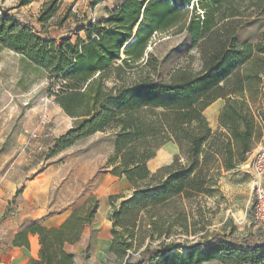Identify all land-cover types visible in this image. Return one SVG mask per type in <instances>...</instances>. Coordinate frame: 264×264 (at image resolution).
Masks as SVG:
<instances>
[{"label": "trees", "instance_id": "obj_1", "mask_svg": "<svg viewBox=\"0 0 264 264\" xmlns=\"http://www.w3.org/2000/svg\"><path fill=\"white\" fill-rule=\"evenodd\" d=\"M173 1L181 8L169 3ZM191 1L125 0L108 10L106 19L88 22L83 28L86 39L79 37L75 44L64 40L59 45L41 38L0 8V49L12 50L46 69L49 95L74 119L72 128L54 140L47 157L98 132L113 137L110 172L125 177L133 192L108 215L112 234L118 216L128 204L151 197L149 206H153L176 195H188L192 182L201 174L199 158L209 141L215 145L213 140H218L220 144L210 147L206 158L217 155L229 170L244 162L264 135V0L198 3L203 15L192 19L186 31L192 45H198L202 53V73L177 72L170 83L145 79L128 84L122 76L141 66L151 32L173 28L177 24L175 13L193 9V1L189 7ZM59 2L47 0L39 20L53 17ZM141 16L142 25L149 23V32L137 35L134 42L125 46ZM245 29H255L250 38H241ZM122 52L127 58L122 57ZM121 57L123 64L117 65ZM145 66H153L157 72V64H152L151 58ZM111 76L121 83L109 88L106 81ZM219 98L225 100L218 117L223 133L212 130L204 113ZM169 142L176 143L180 152L186 154L188 164L179 162L176 156L171 164L152 172L148 162ZM157 178L163 179L156 181ZM118 197L121 195L110 196L112 209ZM99 206V199L89 196L58 227L48 228L38 220H30L15 235L14 244L29 246V234H37L39 258L28 264H73L76 254L72 247L82 241ZM127 246L114 239L110 250L122 257ZM179 248L173 244L146 247L140 259L126 264H201L215 259L264 264V229L242 239L214 235L187 251Z\"/></svg>", "mask_w": 264, "mask_h": 264}, {"label": "rangeland", "instance_id": "obj_2", "mask_svg": "<svg viewBox=\"0 0 264 264\" xmlns=\"http://www.w3.org/2000/svg\"><path fill=\"white\" fill-rule=\"evenodd\" d=\"M46 1L0 0V8L2 13L32 28L41 38L58 45L64 40L75 44L79 37L86 39L83 28L88 22L106 19L108 10L125 0H100L98 4L94 0H60L57 13L40 21ZM192 1L193 9L175 13L177 24L173 28L151 32L152 49L145 54L144 61H140L138 70L134 68L131 73L122 74L126 83L145 79L170 83L177 72L196 75L204 71L200 48L192 45L186 31V25L192 19L203 15V10L197 7L201 0ZM169 3L178 7L174 1ZM142 18L133 30V36L149 32V23L142 25ZM254 31L245 29L240 36L250 38ZM122 57L117 65L127 58L126 55ZM148 58L152 64H157L156 73L153 66H145ZM106 83L112 88L121 82L111 76ZM49 93L50 79L46 69L12 50L0 49V225L8 219L18 228L30 220L42 223L43 218L37 219L35 214L42 213L48 218L63 211L72 213L86 198L95 195L100 201L99 211L95 221L86 226L82 241L72 248L76 254L74 264H126L140 259L146 247L156 249L173 244L187 251L214 235L242 239L258 231L253 226L252 169L258 144L244 162L228 170L217 155L206 158L211 152L209 148L220 144L213 140L215 145L209 141L204 146L199 158L201 174L192 182L188 195H176L153 206H149L151 197L128 204L118 216V225L112 234L113 224L108 215L131 197L132 187L114 194L121 197L115 199V209H112L108 188L117 181L112 178L101 182L100 178L84 176L92 170L93 163L97 165V173L111 170L108 160L113 153V137L96 133L48 158L54 140L72 128L74 122ZM210 127L214 132H224L219 125ZM177 157L179 162L188 164L184 152ZM114 239L128 244L122 257L108 248L107 244ZM201 264L235 263L215 259Z\"/></svg>", "mask_w": 264, "mask_h": 264}, {"label": "crops", "instance_id": "obj_3", "mask_svg": "<svg viewBox=\"0 0 264 264\" xmlns=\"http://www.w3.org/2000/svg\"><path fill=\"white\" fill-rule=\"evenodd\" d=\"M224 104H225V100L219 98L216 101H214L210 106H208L204 111L212 127H217L219 125L218 117L220 111L224 107ZM98 133H103V132H98ZM106 135L110 136L109 133H107ZM78 142L79 141H77L76 143ZM76 143H74L73 145H75ZM111 149L112 146L110 147V150ZM179 154H180L179 146L174 142H169L158 150L156 156L148 162V167L152 172H155L163 165L171 164L174 158ZM84 178H100L101 182L112 180V178L115 179L117 182L108 188L109 193L111 195L120 193L122 192L123 189H126L127 187H132L130 182L125 177L119 178L113 175L108 169H104L103 171L97 173L96 163L92 164V170H88ZM70 215L71 213H69L68 211H63L62 213L52 215L51 217L48 218H45L42 213L37 215L35 214L34 217L37 219L43 218L42 224L45 227L51 228V227H58L59 225H61ZM10 221L11 220L8 219L6 223L0 225V264H28L31 259L39 258L40 244H39L38 235L29 234L28 236L29 246L15 245L14 244L15 235L20 230H22V224L21 227L18 228L17 224L13 225L11 224L13 222ZM106 243L107 241L105 242L104 245H106ZM111 244H112L111 241L109 242V244H107L109 246L108 248L111 247Z\"/></svg>", "mask_w": 264, "mask_h": 264}, {"label": "built area", "instance_id": "obj_4", "mask_svg": "<svg viewBox=\"0 0 264 264\" xmlns=\"http://www.w3.org/2000/svg\"><path fill=\"white\" fill-rule=\"evenodd\" d=\"M253 226L264 229V137L258 143L253 161Z\"/></svg>", "mask_w": 264, "mask_h": 264}, {"label": "bare ground", "instance_id": "obj_5", "mask_svg": "<svg viewBox=\"0 0 264 264\" xmlns=\"http://www.w3.org/2000/svg\"><path fill=\"white\" fill-rule=\"evenodd\" d=\"M136 28H137V26L135 27V29H136ZM135 38H136L135 35L132 36V37L128 40V42L126 43L125 46H127V45L131 44L132 42H134ZM150 49H152V45H150V47L148 48V50H150ZM122 56H123V57L125 56L124 52H122Z\"/></svg>", "mask_w": 264, "mask_h": 264}]
</instances>
